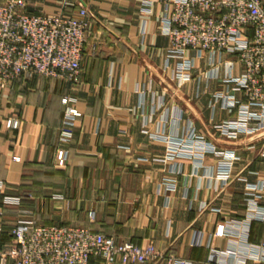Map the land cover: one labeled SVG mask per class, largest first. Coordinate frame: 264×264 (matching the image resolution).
<instances>
[{
	"label": "crops",
	"instance_id": "crops-1",
	"mask_svg": "<svg viewBox=\"0 0 264 264\" xmlns=\"http://www.w3.org/2000/svg\"><path fill=\"white\" fill-rule=\"evenodd\" d=\"M64 1L27 0L26 9L74 14L79 2L87 6L92 23L80 82L35 76L0 91L1 191L22 197L18 205L0 204V250L12 240L18 218L34 217L89 226L119 243L152 242L163 257L145 264H168L169 257L219 264L210 261L213 249L233 252L229 264H255L264 239V218H257L264 197L254 209L246 183L264 176V133L227 139L213 127L238 115L214 94L232 87L223 80L229 67L234 75L243 71L239 55L190 50L193 76L179 85L172 78L176 60L165 67L171 0H66L63 7ZM69 107L79 114L65 138ZM192 128L217 148H237L228 184L216 177L219 160L212 152L203 165L186 157L154 160L168 148L152 133L183 136ZM166 176L175 178V188L164 184ZM89 264L106 263L92 256Z\"/></svg>",
	"mask_w": 264,
	"mask_h": 264
},
{
	"label": "built area",
	"instance_id": "built-area-1",
	"mask_svg": "<svg viewBox=\"0 0 264 264\" xmlns=\"http://www.w3.org/2000/svg\"><path fill=\"white\" fill-rule=\"evenodd\" d=\"M26 5L27 0H0V91L35 76H55L70 84L79 83L92 23L87 6L79 2L77 11L67 14L63 9L51 13L30 12ZM66 5L68 1L65 0L63 7ZM166 22L170 46L169 62L165 67L170 66V59L176 60L172 78L178 80L179 85L193 76L195 56L190 50H195L198 56L205 52V55L237 53L240 57L243 71L234 75L229 67V73L223 79L232 87L217 90L214 94L222 100L225 108L229 111L236 109L238 115L215 124L214 130L227 139L242 134L250 138L263 134L264 0H171ZM64 101L67 103L68 98ZM78 114L76 108L69 107L64 120L65 138L71 135L69 127L74 125ZM11 123L18 124L19 121L13 118ZM151 137L164 141L168 148L164 157H155L154 160L186 157L203 165L205 153L212 152L219 160L216 177L223 185L231 180L239 159L236 147L217 148L214 143L204 141V136L194 128L183 136L152 133ZM57 157L64 158L65 152L60 150ZM142 159L147 160V157ZM163 182L168 188L176 187L175 178L170 176L164 177ZM4 184L0 181V204H21V196L2 194ZM246 191L253 208L260 207L258 204L264 197V176L247 182ZM26 195L34 197L32 192ZM22 212L29 213L26 209ZM263 215L259 213L257 218H264ZM95 216V211L90 210L89 217L94 219ZM12 236V240L0 250V264H89L92 256L103 258L106 264L116 261L145 264L163 257L152 242L144 246L130 240L119 243L114 236L89 226L49 224L34 217L18 218ZM258 247L254 263L264 264V239ZM234 256L233 252L213 249L210 261L229 264ZM167 262L191 264L173 257L167 258Z\"/></svg>",
	"mask_w": 264,
	"mask_h": 264
},
{
	"label": "trees",
	"instance_id": "trees-1",
	"mask_svg": "<svg viewBox=\"0 0 264 264\" xmlns=\"http://www.w3.org/2000/svg\"><path fill=\"white\" fill-rule=\"evenodd\" d=\"M40 221V220H39ZM40 222H43V223H46V222H44V221H40ZM2 240V239H1Z\"/></svg>",
	"mask_w": 264,
	"mask_h": 264
}]
</instances>
